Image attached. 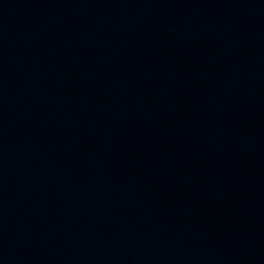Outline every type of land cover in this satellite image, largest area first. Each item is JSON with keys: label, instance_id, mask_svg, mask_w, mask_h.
I'll list each match as a JSON object with an SVG mask.
<instances>
[{"label": "water", "instance_id": "water-1", "mask_svg": "<svg viewBox=\"0 0 264 264\" xmlns=\"http://www.w3.org/2000/svg\"><path fill=\"white\" fill-rule=\"evenodd\" d=\"M0 264H264V0H0Z\"/></svg>", "mask_w": 264, "mask_h": 264}]
</instances>
